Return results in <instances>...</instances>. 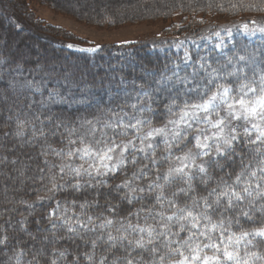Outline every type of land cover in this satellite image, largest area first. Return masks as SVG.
<instances>
[{"label":"snow or ice","instance_id":"snow-or-ice-1","mask_svg":"<svg viewBox=\"0 0 264 264\" xmlns=\"http://www.w3.org/2000/svg\"><path fill=\"white\" fill-rule=\"evenodd\" d=\"M250 23L256 24L255 21ZM238 30L250 35H255L256 31L264 33V28H249L248 23ZM215 47L222 48L223 45ZM190 60L186 52L182 63L187 66ZM3 64L4 61L0 60V66ZM262 64L264 59L258 61L254 55H235L215 68L207 62L200 63L190 76H181L180 65L173 64L171 75L161 73L152 82L156 85L152 91L170 94V102L165 108L174 118L161 127L151 128L146 134H142V129L151 121L145 113L155 114L156 109L151 106L155 99L144 85L138 86L135 103L125 101L124 105L117 104L119 111L112 107L100 109V115H95L93 119L66 121L49 111L43 119L36 116L35 121L19 123L14 135L21 137L24 129L30 127L31 140L44 141L38 153L43 167L36 169L33 183H38L35 191L50 193L37 195L32 203H20L33 208L52 202L60 192L70 190L79 194L65 199L63 203L56 201L55 207L42 217L48 224L43 230L51 235L41 239L47 244L68 241L75 246V254L69 248L48 249L42 246L32 251L27 264H81L82 259L85 264H255V260L264 259L256 252H245L244 256L248 258H243L239 250L242 244L252 245L256 238L264 244ZM165 70H168L167 65ZM201 71L204 76L197 79ZM249 72L252 74L249 75ZM229 77L231 81L220 82ZM0 84H4L0 89V110L9 107L18 92L41 90L33 81L13 78L5 82L2 75ZM173 89L176 90L174 93ZM187 94H194L198 99L193 102L185 100L182 106L178 105L176 99ZM60 102L69 101L53 89L49 91L47 101H40V107L47 108L48 104ZM125 108H130L132 112ZM36 122H39V127ZM201 123L207 127L198 128L189 135L193 124ZM130 133V139H120ZM3 135L6 137L9 133ZM50 138L63 146L53 147L48 142ZM156 138L167 144V155L159 159L155 155L157 145L150 142ZM188 144L192 147L183 151ZM174 145L182 155H173ZM140 156L148 163H141ZM165 161L169 162V167L160 173L158 166ZM6 163L15 165L17 161H9L6 156L0 158V165ZM129 164L135 168L131 177L115 182L118 174L126 171ZM138 164L140 166L136 167ZM152 165L157 166L155 178L148 179L145 185H137V179L147 177L153 171ZM214 173L217 175L214 176ZM110 180L112 183H109ZM161 180L163 184L159 183ZM213 180L215 186L210 187ZM197 183L203 186L206 195H194ZM172 186L175 190L166 196L165 188ZM85 196H91V199L85 198L81 202V197ZM101 198L105 200L103 205ZM145 199L154 200L152 207L142 205L136 211L123 207L127 204L130 209L134 202ZM113 200L118 203H113ZM157 206L160 211L156 210ZM101 207L118 219L105 217L103 212L95 218L88 214V209ZM77 208L79 212L75 211ZM141 214L145 224H132L129 217L139 219ZM149 219L154 223L148 224ZM241 219L259 227L242 230L239 234L232 232L231 226H239ZM26 223V217L15 223L11 218L0 223V251L9 247L13 240L16 247L21 243L14 234H8L9 228L13 229V233L19 231L28 234L33 241L36 239ZM36 223L39 232L42 229L39 221ZM117 223L120 225L115 229L118 235L107 231L101 232L95 239H85L88 233L110 229ZM60 230L64 235L57 236ZM214 233L218 235L214 236ZM99 242L107 248L103 255L97 257L95 249ZM81 244L90 245L92 251L80 252ZM115 249H120L123 254L116 255ZM206 250L213 254L208 255ZM26 255L27 246L18 247V250L14 248L13 258L17 264H21ZM70 255L72 259L69 261L67 258Z\"/></svg>","mask_w":264,"mask_h":264},{"label":"trees","instance_id":"trees-1","mask_svg":"<svg viewBox=\"0 0 264 264\" xmlns=\"http://www.w3.org/2000/svg\"><path fill=\"white\" fill-rule=\"evenodd\" d=\"M81 1L85 0H0V60L4 61V64L0 66L3 68L0 75L3 76L5 82L13 78L27 79L38 84L41 89L40 92H18L9 107L0 110V158L6 156L9 161H17L15 165L11 163L0 165V223L9 218L15 223L26 217L25 226L36 237L33 241L26 233L19 231L13 233L12 228L8 229L9 235L14 234L21 241L18 247L27 246L28 255L24 257L21 264H27L31 260L32 251L42 246L48 249L69 248L75 254V246L68 241L47 244L41 239L43 236L51 235L50 232L43 230L47 229L48 224L42 217L55 207L56 201L63 203L65 199H72L79 194H73L70 190L60 192L56 194L52 202L36 205L33 208L20 203V201L32 203L37 199V195L45 196L50 193L35 191L38 183H33L37 175L36 169L43 167L42 158L38 156V153L41 152L44 141H32L30 127L24 129L21 137L14 135L19 123L35 121L36 116L43 119L49 111L66 121L93 119L95 115H100V109L112 107L119 111V108H116L117 104L124 105L125 101L135 103V92L139 91V85H144L155 99V103L151 106L156 109L155 114L145 113L151 121L142 129V134H146L151 128L161 127L167 120L174 118L165 108V105L170 102V94L152 91L156 87L152 82L158 79L161 73L171 75L173 64L180 65L181 76H190L200 63L207 62L215 68L235 55H254L258 61L264 59L263 35L247 37L238 33L239 28H237L236 33L231 35V38H227L224 32L226 28L208 21V18L218 16L228 18L248 16L254 17L255 22L264 25V0H113L114 2L111 0L112 5L108 4L109 0H90V3H87L88 6L86 3L81 6L79 4ZM34 2L45 5L57 13L70 16L81 23L99 27H117L154 19L172 21L161 39L120 45L102 44L95 46L94 50L78 49L68 47V45L76 44L85 47L89 46V43L74 37L58 26L37 18L31 10V4ZM146 3L149 7L155 4L156 8L148 11ZM176 17L179 18V22L174 21ZM216 32L220 33L218 37L215 35ZM218 44H222L223 47L216 48ZM186 52L191 57L187 66L182 63ZM165 65L168 66L167 71ZM203 76L204 72L201 71L197 79ZM231 79L229 77L220 82L227 83ZM149 84L152 85L151 88L148 87ZM3 87L4 84H0V89ZM53 89L60 92L61 96L69 102L48 104L47 108H41L40 101H47L48 93ZM175 91L173 89V93ZM57 99L59 100V97ZM197 99L198 97L194 94L181 95L176 99V103L182 106L185 100L193 102ZM125 110L132 112L130 108H125ZM36 126H40L39 122H36ZM5 132L9 133L6 137L3 135ZM131 135L130 133L128 137H120V139L126 141L131 138ZM48 142L56 148L63 146L54 138H50ZM155 145H157L155 155L158 159L167 155V144L159 141ZM137 146L139 147V142ZM191 147L192 145L188 144L183 151ZM172 151L174 156L183 154L176 150L175 145ZM48 158L52 159L51 156ZM139 160L141 163H148L143 156H140ZM139 166V164L136 165V167ZM151 167L153 171L149 172L147 177L137 179L135 181L137 185H145L148 179L155 178L157 166L152 165ZM168 167L169 162L160 163L159 172H165ZM134 170L135 168L129 164L126 171L118 174L115 182L118 183L125 177H131ZM215 175L217 174L214 173ZM109 183L112 181L110 180ZM159 183L163 184L164 181L161 180ZM209 186L214 187L215 180L211 181ZM174 190L175 186L165 188V195H170ZM194 195H206L202 185L197 183ZM85 198L91 199V196L81 197V202ZM112 202L118 203L116 200ZM104 203L105 200L101 198V204ZM153 204L154 200L145 199L134 202L130 209L127 204L123 207L136 211L142 205L152 207ZM156 210L161 209L157 206ZM75 211L79 212L80 209L77 208ZM101 212L105 217L118 219L105 211L103 207L88 209V214L93 215L94 218L99 217ZM168 214L171 213L168 212ZM213 219L215 220L216 217L214 216ZM129 220L132 224H145L143 214L139 219L129 217ZM37 221L42 229L39 232ZM95 222L99 223V220ZM147 223L153 224L154 221L149 219ZM119 226L117 223L110 229H97L95 233H88L85 239H95L101 232L107 231L118 235L115 229ZM253 227H259V225H253L241 219L239 226L235 224L231 226V231L239 234L242 230H250ZM56 234L62 236L64 232L60 230ZM213 235L216 236L218 233ZM77 243H80L79 240ZM18 247H16V241L13 240L9 247L0 251V264H17V260L13 257L14 248L18 250ZM106 248L107 245L99 242L95 249L96 256L103 255ZM239 250L241 256L246 259L248 257L244 256L245 252H256L264 257V244L259 243V238L254 239L252 245L242 244ZM79 251L89 252L92 249L90 245L81 244ZM113 251L116 255L123 254L120 249ZM206 251L208 255L213 254L212 251ZM67 259L70 261L72 256H68ZM81 264H85L83 259ZM255 264H264V259L255 260Z\"/></svg>","mask_w":264,"mask_h":264},{"label":"rangeland","instance_id":"rangeland-1","mask_svg":"<svg viewBox=\"0 0 264 264\" xmlns=\"http://www.w3.org/2000/svg\"><path fill=\"white\" fill-rule=\"evenodd\" d=\"M113 1V0H112ZM162 1V0H161ZM166 1V0H164ZM90 3V0L81 1L79 4L82 6L83 4ZM114 2V1H113ZM113 2L109 0L108 4L112 5ZM75 6V5H73ZM88 6V4H87ZM156 5L152 4L151 7H149V4L146 3V10L155 9ZM31 10L36 15L37 18L44 20L46 23L58 26L62 28L63 30L67 31L74 37L87 41L89 43V46H80V45H72V47H76L78 49H93L97 45L102 44H126L131 42H137V41H152L161 39L164 37V31L165 29L171 24L172 20H165V19H154V20H148L146 22H140V23H132V24H125L117 27H99V26H93L85 23H81L78 20L66 16L60 13H57L50 9L49 7L45 5H41L39 3H32L31 4ZM254 17H240V18H228V17H214V18H208V21L214 24L219 25L220 27H224V32L226 34L227 38H231V35L233 36L235 31H237V28H240L245 23L249 24V28H264L263 24H258L256 22L255 25H252L250 21H255L253 19ZM175 22H179V18L176 17L174 19ZM229 32L231 34H229ZM238 33L244 34L247 37L249 36H256V35H263L264 33H261L259 31H256L255 35L245 34L242 30H239ZM218 37V36H217ZM261 67H264V65H261ZM249 75L252 73L249 72ZM207 126L204 124H193V129L189 130V134H194L195 130L198 128H206ZM159 141H163L161 138H156L154 141H150L154 144H156ZM147 143V142H146Z\"/></svg>","mask_w":264,"mask_h":264},{"label":"bare ground","instance_id":"bare-ground-1","mask_svg":"<svg viewBox=\"0 0 264 264\" xmlns=\"http://www.w3.org/2000/svg\"><path fill=\"white\" fill-rule=\"evenodd\" d=\"M34 39V38H33ZM60 52V51H59ZM56 53V52H55ZM54 53V54H55ZM69 53V52H68ZM60 54V53H59ZM70 54V53H69ZM54 56V55H53ZM61 56V55H60ZM73 56V55H72ZM83 57V56H82ZM41 60V59H40ZM46 61V60H45ZM83 61V60H82ZM65 64H66V62H65ZM69 68V67H68ZM74 69V68H73ZM68 70V69H67ZM92 73V72H91ZM64 74V73H63ZM68 74V73H67ZM103 76V75H102ZM99 78V77H98ZM76 80V79H75ZM71 81V80H70ZM93 83V82H92ZM76 89V88H75ZM79 91V90H78ZM84 91V90H83Z\"/></svg>","mask_w":264,"mask_h":264}]
</instances>
